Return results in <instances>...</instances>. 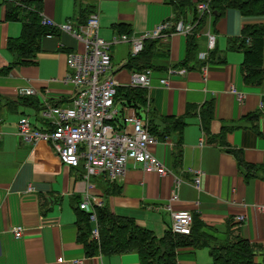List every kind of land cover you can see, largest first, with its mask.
<instances>
[{"label":"crops","instance_id":"crops-1","mask_svg":"<svg viewBox=\"0 0 264 264\" xmlns=\"http://www.w3.org/2000/svg\"><path fill=\"white\" fill-rule=\"evenodd\" d=\"M32 1L41 23H53L54 34L41 38L32 56L15 64L17 56L8 46L21 37L22 22L8 20L11 0H0V264H140L136 251L110 254L90 246L99 238L98 208L132 220L157 239L171 231L172 213L187 211L194 242L175 250L176 264H213L210 249L237 239L253 246L254 262L261 264L264 13L225 8L215 16L209 0ZM204 5L207 11L199 14ZM88 14L96 15L97 36L109 44L118 87L128 86L132 73L149 72L142 102L136 108L115 102L113 124L122 129L127 119L144 123L157 140L150 151L166 168L164 175L129 161L116 181L104 174L86 179L82 163L62 165L49 145L24 143L17 134L21 120L48 130L45 107L70 104L75 89L64 82L71 73L66 54L81 52L83 46L59 27L80 31ZM195 17H203L199 26ZM178 23L183 25L179 33L174 30ZM161 25H167L165 37L149 50L150 60L144 57L150 68L129 69L126 64L134 57L130 43L114 40L141 37ZM252 29L262 31L258 65L247 63L240 46ZM24 89L36 94L22 95ZM196 172H201L198 187ZM85 198L96 219L94 224L89 218V230L79 215L86 213L79 208ZM18 227L21 236L16 238ZM94 228L97 239L91 234Z\"/></svg>","mask_w":264,"mask_h":264},{"label":"built area","instance_id":"built-area-1","mask_svg":"<svg viewBox=\"0 0 264 264\" xmlns=\"http://www.w3.org/2000/svg\"><path fill=\"white\" fill-rule=\"evenodd\" d=\"M205 11L207 8L204 5L203 8H199L198 13ZM42 24L48 27L53 25L50 20H42ZM59 29L70 34L83 46L81 52L72 51L66 54V65L71 73L64 82L72 85L75 91L67 107L54 105L45 107L43 117L49 124L48 130L34 129L26 120H21L18 123V136L24 143L43 142L49 145L62 165L76 168L82 163L86 179L89 176L104 174L110 181H116L124 176L129 161L140 165L145 172L166 174V168L150 151L157 140L149 134L144 123L137 119H127L122 129L113 124L118 84L112 73L111 58L107 51L109 44L97 36L96 15L91 14L88 17L83 31H75L68 25H62ZM166 29L167 25H161L150 34L137 38L123 35L114 40V43H130V54L136 56L142 51L144 40H160L165 37ZM174 30L182 32V23H178ZM208 46L210 49L213 48L211 38ZM149 85L148 71L130 75L129 87L146 89ZM21 94L33 96L36 92L33 89H24ZM196 174L194 185L198 187L201 172ZM88 203L89 199L85 198L79 204V208L90 213L89 218L95 224V215L91 214ZM238 220L242 218L238 217ZM191 227L192 218L187 211L172 213L173 233L189 235ZM13 233L19 238L21 228H15ZM91 234L97 239L96 228L92 229ZM74 264L79 262L74 261Z\"/></svg>","mask_w":264,"mask_h":264},{"label":"trees","instance_id":"trees-1","mask_svg":"<svg viewBox=\"0 0 264 264\" xmlns=\"http://www.w3.org/2000/svg\"><path fill=\"white\" fill-rule=\"evenodd\" d=\"M209 1L210 12L215 16L220 15L221 10L225 8H240L250 14L264 13V0ZM19 2L22 4L21 7L15 6L16 0H11L6 18L22 22V35L19 39L11 41L8 47L16 54L17 59L25 58L24 60H27L34 53L37 42L45 36L54 34V31L51 27L41 23L37 4L33 3L32 0H19ZM202 19L203 17L194 18V21H197V26L200 25ZM119 31L122 34H127L124 27H120ZM261 39V29H252L249 33L248 31L245 32L240 46L245 50L244 55L245 60H248L247 63L254 64L253 61H256V65H258L261 54ZM246 40L247 43L249 42L248 45H245ZM156 41V39L146 40L143 45L144 50L142 49L138 55L130 57L126 66L134 72H141L145 68H150L144 57L150 60L149 50L154 47ZM22 61L18 59L15 64ZM251 70L259 71L258 67H252ZM142 95H144L143 89L120 86L116 89L115 102L136 108L137 104L143 100ZM176 122L178 124V120ZM96 212L99 238L98 240H91L90 246L94 249L99 248L108 251L110 254L136 251L140 258V264H176L175 250L179 247L192 245L194 242L195 227L191 228L189 235L175 234L168 230L162 238L157 239L151 231L137 227L130 219L115 217L105 208H98ZM79 215H83L81 221L85 222L87 230H89V215L83 212H80ZM210 254L213 264H256L253 246L243 239H237L226 245H216L210 249ZM261 264H264V257Z\"/></svg>","mask_w":264,"mask_h":264}]
</instances>
